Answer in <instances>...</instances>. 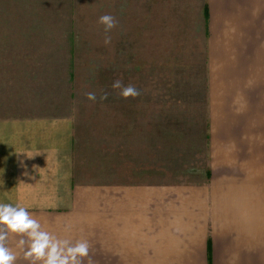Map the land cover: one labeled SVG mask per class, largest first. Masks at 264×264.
<instances>
[{
    "label": "crops",
    "instance_id": "0c3cea01",
    "mask_svg": "<svg viewBox=\"0 0 264 264\" xmlns=\"http://www.w3.org/2000/svg\"><path fill=\"white\" fill-rule=\"evenodd\" d=\"M200 1L209 176L141 182L119 166L114 180L83 181L74 108L30 101L28 69L0 62V203L61 239L99 242L101 264H264V0ZM18 239L7 246L27 264Z\"/></svg>",
    "mask_w": 264,
    "mask_h": 264
},
{
    "label": "rangeland",
    "instance_id": "374dc122",
    "mask_svg": "<svg viewBox=\"0 0 264 264\" xmlns=\"http://www.w3.org/2000/svg\"><path fill=\"white\" fill-rule=\"evenodd\" d=\"M202 3L188 0L183 9L174 0H0V62L28 69L30 101L74 108L78 178L114 180L123 166L141 182L206 179ZM105 14L117 21L107 46L98 23ZM118 79L140 95L121 98L111 87ZM124 159L125 167L118 163ZM91 245L93 264H101L99 242Z\"/></svg>",
    "mask_w": 264,
    "mask_h": 264
},
{
    "label": "clouds",
    "instance_id": "9594fccd",
    "mask_svg": "<svg viewBox=\"0 0 264 264\" xmlns=\"http://www.w3.org/2000/svg\"><path fill=\"white\" fill-rule=\"evenodd\" d=\"M98 23L104 26V44L111 43V36L108 35L112 29L117 26L116 19L109 14L102 15ZM114 90H119V96L125 100L137 98L140 91L133 85L124 86L121 80H116L111 86ZM87 100L96 102L95 92L85 94ZM108 93H103L99 99L105 101L108 99ZM28 159L40 153H31L21 151ZM21 167L25 169L24 175L29 179H34L27 171V165L20 161ZM34 171L40 169L33 165ZM20 183H24L21 181ZM18 239V246L23 251V260L27 264H84L87 258V264H93L89 256L90 244L87 240H78L75 243L68 239H61L53 233L42 229L40 221L35 218L27 207L11 203H0V264H16L17 254L7 246L9 239Z\"/></svg>",
    "mask_w": 264,
    "mask_h": 264
},
{
    "label": "trees",
    "instance_id": "16d2710c",
    "mask_svg": "<svg viewBox=\"0 0 264 264\" xmlns=\"http://www.w3.org/2000/svg\"><path fill=\"white\" fill-rule=\"evenodd\" d=\"M208 176H209V171H208Z\"/></svg>",
    "mask_w": 264,
    "mask_h": 264
}]
</instances>
